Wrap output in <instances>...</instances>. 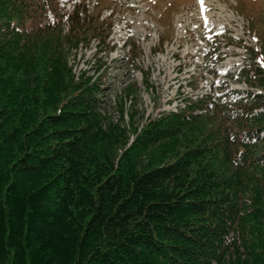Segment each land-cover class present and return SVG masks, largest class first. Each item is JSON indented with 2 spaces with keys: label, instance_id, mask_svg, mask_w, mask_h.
Masks as SVG:
<instances>
[{
  "label": "trees",
  "instance_id": "1",
  "mask_svg": "<svg viewBox=\"0 0 264 264\" xmlns=\"http://www.w3.org/2000/svg\"><path fill=\"white\" fill-rule=\"evenodd\" d=\"M88 11L63 33L57 0H0V264H264V96L192 101L119 147L99 82L61 66L110 32ZM246 74L264 89L263 68ZM166 141L167 159L136 168Z\"/></svg>",
  "mask_w": 264,
  "mask_h": 264
},
{
  "label": "rangeland",
  "instance_id": "2",
  "mask_svg": "<svg viewBox=\"0 0 264 264\" xmlns=\"http://www.w3.org/2000/svg\"><path fill=\"white\" fill-rule=\"evenodd\" d=\"M89 4L110 32L105 36V29L70 49L61 66L67 73L71 69L75 80L85 72L99 82L102 130L117 134L118 146L126 138L130 145L164 108L202 92L217 99L247 97L249 92L264 96L259 83L246 77L257 65L264 69V0H89ZM13 78L2 83H15ZM38 82H31L30 89ZM56 99L48 97L50 112ZM172 144L166 141L148 149L136 168L167 159ZM263 150L264 142L259 143V152Z\"/></svg>",
  "mask_w": 264,
  "mask_h": 264
},
{
  "label": "built area",
  "instance_id": "3",
  "mask_svg": "<svg viewBox=\"0 0 264 264\" xmlns=\"http://www.w3.org/2000/svg\"><path fill=\"white\" fill-rule=\"evenodd\" d=\"M82 1L83 0H79L80 3ZM60 2H61V5H62L63 9L65 11H67L68 13L74 11L75 8H76V5L78 4V2H75L74 0H60ZM87 6L91 10V6L89 4V0H87ZM81 15H82V13H81ZM66 23H68V26L67 27L69 28V22L67 21ZM68 28L66 29V25H65V30H68ZM206 95L208 96L207 93L202 92L200 95H194L193 96V99L194 100H197L198 98H202V97H204ZM249 97H250V92L248 93L247 97H244V98L246 100H248ZM213 100H218V99L217 98H213ZM187 103L188 102L186 101L185 103H181V104H177L176 103V104H173V105H169L168 108H170V109L164 108L163 111H161L159 115L161 116L164 112H178L179 110L184 109L186 107ZM211 106H212V104H211ZM202 112H204V111H202ZM262 135L264 136V132L262 133Z\"/></svg>",
  "mask_w": 264,
  "mask_h": 264
},
{
  "label": "snow or ice",
  "instance_id": "4",
  "mask_svg": "<svg viewBox=\"0 0 264 264\" xmlns=\"http://www.w3.org/2000/svg\"><path fill=\"white\" fill-rule=\"evenodd\" d=\"M204 2V0H201V3H203Z\"/></svg>",
  "mask_w": 264,
  "mask_h": 264
}]
</instances>
